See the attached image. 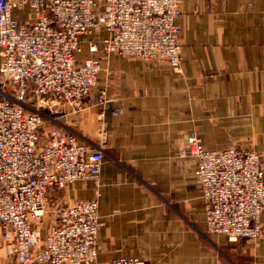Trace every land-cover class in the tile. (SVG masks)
Segmentation results:
<instances>
[{
  "label": "crops",
  "instance_id": "obj_1",
  "mask_svg": "<svg viewBox=\"0 0 264 264\" xmlns=\"http://www.w3.org/2000/svg\"><path fill=\"white\" fill-rule=\"evenodd\" d=\"M178 8V69L107 53L99 74L106 102L94 90L78 110L52 108L62 125L103 150L98 179L78 180L60 195L62 204L98 201L92 264L119 256L147 264H264V214L255 240L228 243L206 231L186 141L194 133L207 150L253 148L264 168V0H178ZM88 39L81 36L79 60Z\"/></svg>",
  "mask_w": 264,
  "mask_h": 264
},
{
  "label": "built area",
  "instance_id": "obj_2",
  "mask_svg": "<svg viewBox=\"0 0 264 264\" xmlns=\"http://www.w3.org/2000/svg\"><path fill=\"white\" fill-rule=\"evenodd\" d=\"M178 13V0H0V264L96 261L97 199L62 204L60 195L78 180L98 179L103 150L57 121L51 108L78 110L94 90L104 104L98 76L107 53L178 69ZM101 30L106 37L95 38ZM83 35L91 55L79 60ZM186 141L207 232L257 239L264 214L260 155L235 146L207 150L194 133ZM48 213L52 222L40 229ZM108 264L147 263L119 256Z\"/></svg>",
  "mask_w": 264,
  "mask_h": 264
},
{
  "label": "rangeland",
  "instance_id": "obj_3",
  "mask_svg": "<svg viewBox=\"0 0 264 264\" xmlns=\"http://www.w3.org/2000/svg\"><path fill=\"white\" fill-rule=\"evenodd\" d=\"M82 52H83V50H81ZM81 52V53H82ZM87 55H84L82 58H85V57H87V56H90L91 54H89V52L87 51V53H86ZM106 55V54H105ZM81 56V55H80ZM81 58V59H82ZM100 74V73H99ZM98 83H99V76H98ZM43 104V103H42ZM56 107V106H55ZM53 108V107H52ZM51 108V111H53V109L55 110L56 108H53L52 109ZM53 113V115H56L57 113L56 112H52ZM56 113V114H55ZM59 114V113H58ZM57 116V115H56ZM57 118V121H59V118L58 117H56ZM46 128H48V124L47 123H45V129ZM247 149H253V148H247ZM256 153H258L259 155H260V153L257 151V150H255V149H253ZM261 165H262V163H261ZM262 168H263V166H262ZM263 170H264V168H263ZM50 206H51V203L49 204ZM51 222H52V215H50L49 213H48V215L47 216H43L42 218H41V225H39L40 226V229H45L49 224H51ZM207 231V230H206ZM206 237H208L209 236V234L207 233H203ZM210 234H213V233H210ZM239 241H241L240 239H238V240H236V241H231V242H228V243H236V242H239ZM214 245L215 246H217L219 249V252L221 253V255L222 256H224V255H226L228 258H231V257H229L228 256V252L226 251V249L224 248V247H220L219 246V244H217V243H215L214 242ZM229 263V262H228ZM230 264V263H229Z\"/></svg>",
  "mask_w": 264,
  "mask_h": 264
}]
</instances>
